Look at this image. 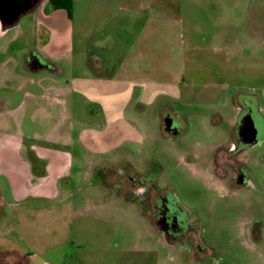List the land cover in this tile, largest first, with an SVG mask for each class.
Instances as JSON below:
<instances>
[{
    "label": "rangeland",
    "instance_id": "rangeland-1",
    "mask_svg": "<svg viewBox=\"0 0 264 264\" xmlns=\"http://www.w3.org/2000/svg\"><path fill=\"white\" fill-rule=\"evenodd\" d=\"M68 28L70 49L36 72L23 61L40 44L35 12L0 32L6 120L28 108L18 111L27 100L19 76L38 78L25 90L64 88L50 117L31 109L22 129L4 128L58 146L68 163L54 198L3 193L0 233L15 256L26 264H264V128L239 155L245 183L230 185L213 162L230 142L236 98L253 95L264 118V0H72ZM160 108L180 114L183 133L161 132ZM123 170L175 197L192 230L185 244L167 241L135 197L102 184V174ZM196 244L204 245L198 255Z\"/></svg>",
    "mask_w": 264,
    "mask_h": 264
},
{
    "label": "flooded vegetation",
    "instance_id": "flooded-vegetation-1",
    "mask_svg": "<svg viewBox=\"0 0 264 264\" xmlns=\"http://www.w3.org/2000/svg\"><path fill=\"white\" fill-rule=\"evenodd\" d=\"M43 0H0V15L4 19L10 14L17 12L21 15L28 12H36ZM19 13V14H20ZM18 14V15H19ZM20 15V16H21ZM19 19V18H18ZM18 19L14 22V26ZM1 29L5 30L11 26H3L0 21ZM24 65L27 70L36 72L41 69L50 68L49 61L34 50L29 56H24ZM243 94V93H242ZM234 105L238 110V118L236 123L229 131L230 142L228 145L220 147L216 150V156L213 162L216 172L224 176V179L230 185L240 186L245 183L246 172L241 164L240 153L249 147L255 145L259 138V134L264 128V118L257 112L256 101L253 95L246 93L241 95L240 99H235ZM160 129L161 132L171 138L179 136L183 133L180 126V114L172 108H160ZM225 167L231 169L226 171ZM230 173V175L228 174ZM102 184L106 187H117L126 199L135 197L139 201L143 209L146 210V215L150 224L163 233L167 241L182 242L190 234L191 228L187 223V219L182 212V209L171 193L161 191L155 184L154 180H147L145 177L136 174L135 172L106 173L100 177ZM1 213L0 219L4 214L5 207L0 204ZM195 240L198 241L195 237ZM190 241V240H189ZM190 244L187 245L190 249ZM197 249L192 251L198 255L204 250V245L196 244ZM0 252H5L9 260H13L16 264H26L24 258L15 256L18 253L17 249L9 246L5 238H0ZM5 255V256H6ZM7 259V260H8ZM4 256H0V264H7ZM15 261V262H14Z\"/></svg>",
    "mask_w": 264,
    "mask_h": 264
},
{
    "label": "crops",
    "instance_id": "crops-1",
    "mask_svg": "<svg viewBox=\"0 0 264 264\" xmlns=\"http://www.w3.org/2000/svg\"><path fill=\"white\" fill-rule=\"evenodd\" d=\"M46 3L50 5L48 0H43L35 12V24L40 44L34 51L56 66L55 61L70 49L67 42L69 18L66 11L61 8L54 9L50 5L47 11ZM2 31L4 30L1 29L0 32ZM36 79L38 78L31 76L17 78L19 83L16 90H22L27 98L18 104V111L28 106L23 112V117L19 114L18 117L14 115L13 119L8 117L6 120L5 115L0 114V182H6L5 188L0 186V204L5 207L2 217L5 216L9 203L3 193H9L14 201H24L30 198L49 200L59 194L58 180L67 175L68 163L61 148L37 140L28 143L20 136L4 131L6 125L9 127L16 125L22 129L25 119L32 118L27 117V112L31 113V109L34 113L42 112L49 117L52 114L53 97L57 98V94L62 93L64 88L61 87L60 91L56 88L55 95L52 92L54 90L52 84L33 86L34 89L31 91L25 90L27 84H34ZM1 81L5 83L8 79L0 78ZM40 100L44 101L43 104ZM0 238H5V236L0 233Z\"/></svg>",
    "mask_w": 264,
    "mask_h": 264
},
{
    "label": "trees",
    "instance_id": "trees-1",
    "mask_svg": "<svg viewBox=\"0 0 264 264\" xmlns=\"http://www.w3.org/2000/svg\"><path fill=\"white\" fill-rule=\"evenodd\" d=\"M48 2L54 9H64L68 18H71L72 0H48Z\"/></svg>",
    "mask_w": 264,
    "mask_h": 264
},
{
    "label": "water",
    "instance_id": "water-1",
    "mask_svg": "<svg viewBox=\"0 0 264 264\" xmlns=\"http://www.w3.org/2000/svg\"><path fill=\"white\" fill-rule=\"evenodd\" d=\"M20 10H18L15 13L10 14V16L6 19H4L2 17V15H0V21L2 23L3 26H11L14 24V22L20 17L21 13L19 12ZM20 13V14H19ZM19 14V15H18Z\"/></svg>",
    "mask_w": 264,
    "mask_h": 264
}]
</instances>
